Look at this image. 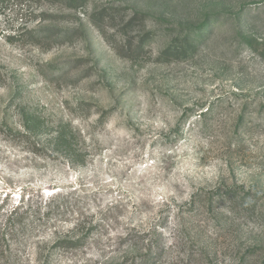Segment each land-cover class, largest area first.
<instances>
[{"label": "rangeland", "instance_id": "obj_1", "mask_svg": "<svg viewBox=\"0 0 264 264\" xmlns=\"http://www.w3.org/2000/svg\"><path fill=\"white\" fill-rule=\"evenodd\" d=\"M0 264H264V0H0Z\"/></svg>", "mask_w": 264, "mask_h": 264}, {"label": "trees", "instance_id": "obj_2", "mask_svg": "<svg viewBox=\"0 0 264 264\" xmlns=\"http://www.w3.org/2000/svg\"><path fill=\"white\" fill-rule=\"evenodd\" d=\"M72 1H78V0H72ZM140 20L141 19H138V18L136 19V17L132 19V21L135 23L136 21L138 22ZM72 33H73L72 30H57L55 28H52V29H41L40 28L37 30H32L30 32V37L31 39H35V40H38V39L41 40L42 38L45 40L54 39L55 41L60 42L62 40L71 39L72 37H74ZM74 63L75 62H65V63L63 62V63L50 66L53 72L52 75L55 74L56 77L58 78L66 77L65 75L68 70L78 67V65H73ZM39 73H41V75H43L44 78L48 79L49 76H46L45 72H43L42 70H39ZM12 212H16V209H14Z\"/></svg>", "mask_w": 264, "mask_h": 264}]
</instances>
